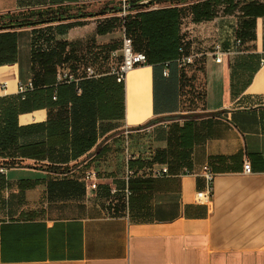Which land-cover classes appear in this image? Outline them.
Instances as JSON below:
<instances>
[{"label":"crops","instance_id":"crops-1","mask_svg":"<svg viewBox=\"0 0 264 264\" xmlns=\"http://www.w3.org/2000/svg\"><path fill=\"white\" fill-rule=\"evenodd\" d=\"M91 1L0 0V15ZM180 8V48L201 57L188 68L172 65L168 76L161 65L132 70L123 119L104 124L109 129L77 159L55 156L69 172L30 158L10 167L0 156V264H264V18L256 19L255 38L237 45L239 14L195 22L188 5ZM106 18L65 21L80 23L59 39L102 47L108 34L97 26ZM41 27L12 30L17 58L0 65V98L33 80L32 41ZM216 43L233 52L222 63L209 54ZM48 117V107H28L17 122L45 124ZM180 127L192 130L188 148L178 146ZM113 154L122 170H98ZM204 166L215 174L210 204L196 196L207 187ZM127 168L141 180L128 197ZM88 169L99 172L97 190L82 179Z\"/></svg>","mask_w":264,"mask_h":264},{"label":"trees","instance_id":"trees-1","mask_svg":"<svg viewBox=\"0 0 264 264\" xmlns=\"http://www.w3.org/2000/svg\"><path fill=\"white\" fill-rule=\"evenodd\" d=\"M73 1V0H72ZM76 1V0H75ZM114 1V0H110ZM129 11L125 18L111 16L99 23L97 33L109 34L117 25L126 28L127 35L133 38L134 49L147 55L148 64L161 65L163 71L170 72L172 65H177L180 57V6L188 5L195 22L213 19L219 11L218 4L226 2L225 14L238 13L239 28L237 39L241 45L255 38L256 19L264 18V0H126ZM168 2L161 8L149 9L156 3ZM122 3V1H121ZM79 5V3L75 4ZM241 5V6H240ZM71 5H58L42 9H29L18 13L0 15V65L12 63L17 58V32L12 31L24 27H37L58 23L54 28L59 35L65 34L71 27L80 22L64 23L94 16L95 14H70ZM122 7L104 8L99 14L120 12ZM42 28L34 31L32 41V73L34 89L22 99L19 94L0 98V156L8 157L4 162L10 167L20 166L21 158L49 160L45 168L50 171L66 173L69 165L55 164L56 155H61L65 162L87 153L97 143L99 133L107 130L104 124L112 123L124 117V83H118L114 76L103 75L97 79H83L78 94L74 84L56 86V68L63 62L71 64L79 62L77 48L67 41L55 40V45L47 50L37 49V37L41 36ZM118 46L104 45L98 47L95 59L101 63L107 61L109 53ZM94 59V60H95ZM178 66V65H177ZM99 68V67H98ZM100 69V68H99ZM101 70V69H100ZM106 70V69H104ZM57 99L53 100V95ZM48 107L49 117L45 124L19 126L17 117L24 109ZM216 113L212 114L215 115ZM152 123L149 121L145 126ZM109 125V124H108ZM112 126V124L110 125ZM188 127L178 128V146L188 148L192 138V130ZM109 129V128H108ZM38 137L35 139L34 135ZM165 159L166 153L161 152ZM170 155L173 157L174 152ZM178 152V158H180ZM175 157L177 155L175 154ZM133 168L132 162L129 163ZM146 179L145 181H149ZM140 178L131 177L129 188ZM72 183V182H69Z\"/></svg>","mask_w":264,"mask_h":264},{"label":"built area","instance_id":"built-area-1","mask_svg":"<svg viewBox=\"0 0 264 264\" xmlns=\"http://www.w3.org/2000/svg\"><path fill=\"white\" fill-rule=\"evenodd\" d=\"M122 12L123 15L120 16L121 18H125L129 13V6L126 3V0L122 1ZM120 11V12H121ZM122 27V46L120 49V54L118 50L111 51L108 57V67L106 70H100L96 67L95 64L89 63L87 65L76 66L73 67L68 62H63L59 64L56 68V86L59 84H74L77 87L78 94L81 93V89L79 87L80 82L83 79H97L103 75H112L115 77L118 83H125L127 75L137 67L144 66L148 64L147 55L142 51H137L134 49V42L133 38L126 33V28L124 23L121 25ZM242 41L240 39L236 40L237 45H241ZM181 55L177 59V65L179 68H188L190 66H194L197 60L201 57L198 53H190L184 54L182 47L180 48ZM231 50H224L220 43H216L213 46V49L209 53L215 60L216 63H222L224 57L227 55L232 54ZM115 58H119L117 62H114ZM261 63L264 64V56L261 58ZM166 68L163 71L165 76L169 75V70ZM3 86L6 87L7 84L3 83ZM33 81H29L28 83H20L18 84V92L22 99H25L26 94L34 89ZM57 99V95H53V100ZM128 133V131H126ZM243 170L245 173L250 174L252 172L251 163L249 161H245L243 163ZM3 171V169L1 170ZM168 168H163L159 174H167ZM187 173H190L189 171ZM202 176L205 177L207 182V187L203 191H198L196 196L198 198L199 203L202 204H210L212 200L213 194V182L215 174L211 170L209 166H204L202 170ZM132 177V172L127 168L126 172V187H125V195L128 197L130 195L129 189V180ZM99 172L94 169H88L84 172L82 179L87 184V186L91 190L98 189V182H99ZM113 192H117L116 189Z\"/></svg>","mask_w":264,"mask_h":264},{"label":"rangeland","instance_id":"rangeland-1","mask_svg":"<svg viewBox=\"0 0 264 264\" xmlns=\"http://www.w3.org/2000/svg\"><path fill=\"white\" fill-rule=\"evenodd\" d=\"M121 1L123 0H114V1H110V0H94L91 2H87V3H79V5H71L70 14H90L93 13L95 14L94 16H90L89 18H93L94 20H99V19H103L107 16H122L123 12H113V13H106L104 15L99 14L100 11L102 9L106 8H113V7H121L122 3ZM144 1H149V0H144ZM193 1H203V0H193ZM126 3H128L126 1ZM169 3L168 2H164V3H156L152 6L149 7V9H153V8H161V7H166L168 6ZM227 5L226 2H221L218 4V14L220 16H222V20L224 22V20H234V18H230L228 16V14H225L223 12L224 7ZM241 6V5H240ZM136 11H132L129 14L134 15ZM238 13H232L231 15H235ZM226 16V17H225ZM225 17V18H224ZM5 21V20H3ZM0 20V23L3 22ZM229 22V21H226ZM180 24H181V19H180ZM55 25H43L42 28V34L41 36L37 37V49L39 50H47L49 47H52L55 45V40L54 39H59V34H57L56 32H54L55 30L53 29H49V28H54ZM122 27L120 25H117L115 29H113V31L111 33H109L107 35V46H111L113 44H116L118 46L117 49L118 53L120 54V49L122 46ZM180 36H181V27H180ZM52 45V46H51ZM96 45H93V42L89 41V42H85V43H80V44H76V52L77 55L79 56L80 60L79 62L73 63L71 64L73 67H78V66H84L87 65L89 63L95 64L96 67H99L101 70H104L108 67V59L106 61H104V63H101V59H95L94 58V54H97L96 50L98 49V47L95 48ZM114 49H112L111 51H115ZM95 59V60H94ZM119 60V58H115L114 62H117ZM117 132V131H116ZM118 133V132H117ZM115 134V133H114ZM97 168L98 170H100L101 172L103 171L104 168L107 169H119L122 170V160L121 157L117 156V155H111L110 158L108 159L107 163H99L97 164Z\"/></svg>","mask_w":264,"mask_h":264},{"label":"water","instance_id":"water-1","mask_svg":"<svg viewBox=\"0 0 264 264\" xmlns=\"http://www.w3.org/2000/svg\"><path fill=\"white\" fill-rule=\"evenodd\" d=\"M148 1L144 2V3H147Z\"/></svg>","mask_w":264,"mask_h":264}]
</instances>
